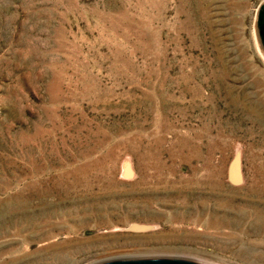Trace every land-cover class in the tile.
<instances>
[{
    "label": "rangeland",
    "instance_id": "rangeland-1",
    "mask_svg": "<svg viewBox=\"0 0 264 264\" xmlns=\"http://www.w3.org/2000/svg\"><path fill=\"white\" fill-rule=\"evenodd\" d=\"M263 2L0 0V264H264Z\"/></svg>",
    "mask_w": 264,
    "mask_h": 264
},
{
    "label": "water",
    "instance_id": "water-1",
    "mask_svg": "<svg viewBox=\"0 0 264 264\" xmlns=\"http://www.w3.org/2000/svg\"><path fill=\"white\" fill-rule=\"evenodd\" d=\"M256 34L261 49L264 52V2L261 4L256 19ZM231 180L234 183H241V160L237 156L231 167ZM94 264H205L196 260L171 257V256H145V257H116L101 260Z\"/></svg>",
    "mask_w": 264,
    "mask_h": 264
},
{
    "label": "bare ground",
    "instance_id": "bare-ground-1",
    "mask_svg": "<svg viewBox=\"0 0 264 264\" xmlns=\"http://www.w3.org/2000/svg\"><path fill=\"white\" fill-rule=\"evenodd\" d=\"M117 256V255H116ZM115 258V257H114Z\"/></svg>",
    "mask_w": 264,
    "mask_h": 264
}]
</instances>
